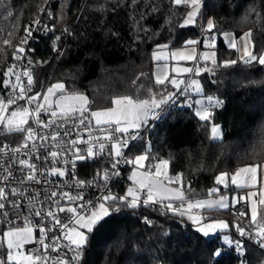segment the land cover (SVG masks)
Instances as JSON below:
<instances>
[{"label":"trees","instance_id":"obj_1","mask_svg":"<svg viewBox=\"0 0 264 264\" xmlns=\"http://www.w3.org/2000/svg\"><path fill=\"white\" fill-rule=\"evenodd\" d=\"M42 8L48 12L42 22L49 30L37 35L33 63H28L32 92L43 95L51 85L63 83L68 93L85 94L90 109L109 108L115 97L146 94L148 89L171 92L168 83L153 79V51L191 40L201 47L205 22L211 20L209 34L217 35L216 64H207L211 71L197 77L202 95L218 97L222 106L211 109V122L201 121L192 107L181 105L190 91L181 95L130 148L129 157L148 146L150 157L169 160L170 175L182 174L183 190L191 200L207 198L217 175L264 161V66L244 63L219 36L223 31L237 36L251 31V51L264 54V0H205L202 14L189 26L181 25L190 8L172 0H0V89L25 28L40 17ZM224 61L236 63L225 67ZM211 123L221 125V140L210 139ZM8 139L0 128V143ZM225 192L231 188H220ZM234 208L204 213L208 219L228 220L231 233L243 242V254L223 244L219 234L204 237L176 212L139 205L106 217L88 234L81 264H264V248L235 233L239 222L246 231L254 226L248 215L232 212ZM217 251L222 254L215 256Z\"/></svg>","mask_w":264,"mask_h":264},{"label":"snow or ice","instance_id":"obj_2","mask_svg":"<svg viewBox=\"0 0 264 264\" xmlns=\"http://www.w3.org/2000/svg\"><path fill=\"white\" fill-rule=\"evenodd\" d=\"M173 4L180 6L184 5L191 10L187 12L186 17L183 21V25H188L195 23L197 15L201 10V0H172ZM47 3V0H46ZM44 9H41L43 12ZM8 15L11 16L12 13L8 12ZM50 15V13H49ZM36 24H39L40 21L36 20ZM208 30L214 28V23L209 20L207 24ZM25 31L28 35L21 40V44H27L28 40L32 36V31L29 28H25ZM252 33L249 31L241 36L239 39L243 45V56L241 59L244 63L249 64L256 62L259 65L264 66V54H254L253 51L249 49V44H251ZM226 37L229 39L230 46L233 48L237 47L236 39L232 36L231 33L226 34ZM59 39V37H57ZM5 44L10 45V41L5 40ZM189 44H195L196 41H188ZM158 47H167L158 46ZM30 51H34L29 49ZM16 51L19 53H24L25 48L17 46ZM172 58H179L181 60L196 59V57L185 55L183 52H172ZM215 53L209 55H204L203 59L208 61L212 59V63L216 64L214 59ZM13 58L16 60L24 59L23 56L17 55L16 52L13 53ZM153 59L155 61H160L167 59L166 56L161 53L154 52ZM28 63L31 65L32 60H29ZM236 61H224L222 66H229V64H235ZM16 65H10L7 70L4 72L5 79L3 80V85L5 88H10L14 95L0 96V126L3 127L6 133H19L23 135V143L21 146L16 148H9L8 145H5L3 148H0V152H3L5 149L10 150L14 156L12 157L14 163H18L23 172L24 168H27L28 171L23 175V178L17 179L14 175L10 166L0 165V168H3V172L0 173V184H4V187H0V210L6 208V201L11 203L14 209L21 208V204H17L16 201H9V195L20 196L24 198L25 192L28 189L25 187L27 182H38L37 175H55V176H65L68 174L66 169L52 167L51 169H46L44 173H40L38 166L31 162L32 159H39L42 161H48L49 157L52 158V161L59 163L58 157L62 153H66L74 149L73 155L75 159L83 160L87 157L94 156V149L97 147L101 152L105 149V143L103 141H110V151L109 155H115L116 157H122L124 153L122 152L123 148L130 147V141H135L140 136V129L146 128L149 125L150 120L159 119L163 113V109L169 103H175L177 94L184 95L190 89L198 94H203V87L201 82L196 79L191 80H180L176 77L169 79L168 75H165L163 78L160 76L156 77V84L165 85L167 81L175 89L176 92H168L167 89L163 92H155L154 90L148 89L145 93L139 95H124L115 97L112 99V107L103 110L91 111L89 105L90 101L88 97L83 93L71 92L68 93L65 85L63 83H56L47 88L46 93L43 94L42 99L43 103H37L36 108L29 110L26 107H20L12 110L9 114V108L12 105H15L17 101L24 100L26 93L30 92L32 85L34 84V77L30 69H25L22 73L15 71ZM177 73H194L199 75L201 71H211L206 66L202 69L200 67L194 68H176ZM143 75V74H141ZM14 77V81L11 79ZM22 77H26V83L22 80ZM181 84L184 85V88L181 89ZM41 98L40 93L35 95L28 96L27 100L29 103L35 102ZM54 98V99H53ZM222 101L219 98L213 96H206L205 99H199L195 101L196 105H199L196 115L201 121H212L213 113L211 109L218 108L222 106ZM49 113L50 116L54 119L44 122L41 118V113ZM35 114V123L37 127H46L52 128L53 125H56L57 119L72 120L74 123L78 121L79 125L83 126L86 131L91 133L92 131V122L94 120L96 130L102 132L103 139L99 136L88 137V140L83 138L74 139L71 141H66L72 146V149L61 147V144L58 138L63 136H69V131L65 130L62 134L59 131H55L51 135V139L56 142L54 146L58 151H49L47 154L35 155L31 153L29 148V141H34V139L39 135L36 128H33L29 124V120ZM211 135L214 139H218L221 136V128L217 124H212L211 126ZM40 139H47V137L40 136ZM92 141V143H89ZM87 144L86 149H81L76 147L78 144ZM23 149H29L28 152H24L25 156H29V159H16L15 154H19ZM40 151V146H36V152ZM81 151H86L85 155H80ZM145 161H149L146 165ZM127 163H132L138 166L144 171H133L131 179L134 184L138 185L137 189L129 188L126 196H113L110 193H105L102 197H99L97 201L87 200L80 193H77L73 196L70 192H57L55 190L51 191L46 199L53 201L56 205V211H53L51 206L47 213L42 211L35 210V199L36 197L29 194L27 197L29 204L31 205L29 211L30 215L34 217H41V221L38 223H43V217H51L53 221V228L48 229L46 226L39 227V232L41 238L39 243L41 249H31L28 252L22 251L24 245L30 244L35 239L34 237V228L32 227V219L25 218L24 226H17L16 223L8 218V212L4 211L2 213L6 222L12 227L2 233L3 239H0V247H5L6 253L0 254V264H72L73 261H79L83 250L88 242L90 233H92L95 227L103 221L106 217L110 216L113 212H118L121 210V206H127L135 208L141 202L140 192H145L146 196L143 200L144 204L148 203H162L163 201H169L164 205L168 210L174 211L180 215H184L185 211H191L195 208H207L209 210L213 209H226L229 207L227 203V198L221 196L216 200H198L192 201L190 197L186 196L184 189V184L182 180V174H177L176 177L167 178L166 172H162V169H167L169 166V160L160 159L158 157H150L148 153L136 155L133 159L126 160ZM68 163V161H65ZM119 163V161H117ZM74 167V161H73ZM115 167V164L113 165ZM259 165L246 166L239 169L235 174L231 176V184L236 187H245V186H255L248 184V179L256 181L257 171ZM246 174V177L241 183V174ZM228 173H221L217 176L216 182L220 185L227 187V178ZM105 179L109 178L107 171L104 174ZM165 177L162 179L161 177ZM15 181L16 187H11L10 192L6 191L8 185ZM77 186L83 188L86 183L85 181L77 180ZM178 184V187L172 188L168 185ZM71 187V185H69ZM212 192H217L219 189H212ZM256 192L248 193V197H241L240 199H247L255 197ZM128 197H131L129 200ZM66 199L69 202V206L63 207L60 206V200ZM187 200V203L185 201ZM73 201H83V203L76 204L72 206ZM171 201H179V204L174 205ZM238 202V201H236ZM42 203V202H41ZM260 206H264V198L258 201ZM79 209V211H78ZM57 213H71L72 215L67 218V222L62 223ZM258 214L264 219V209H258L257 202L253 201L251 205V221L253 225H258L257 216ZM246 215V213L241 212V216ZM193 223L198 226V231L203 233L204 236H209L211 233L215 232L217 229H224L229 227V223L223 220H212V222L203 223L202 221L208 218L197 216L189 217ZM74 223L76 227H71L70 225ZM60 225L63 231V238L68 243L64 247L72 251L73 256L71 259H65L57 255L56 257L51 256V252H59L60 240L59 236L52 238L51 243H45L43 237L49 231H54L55 226ZM237 231L241 237H247L248 239L254 240L259 244L261 248H264V226H259L258 230L255 233V236L250 234V231H246L242 226H238ZM225 243L234 244L235 250L243 254L244 245L241 240L232 241L227 236L224 238ZM222 253L217 251L214 253L215 256H219ZM241 264H247L246 261H241Z\"/></svg>","mask_w":264,"mask_h":264},{"label":"built area","instance_id":"obj_3","mask_svg":"<svg viewBox=\"0 0 264 264\" xmlns=\"http://www.w3.org/2000/svg\"><path fill=\"white\" fill-rule=\"evenodd\" d=\"M48 2H54L55 0H47ZM205 0H203L204 3ZM202 3V6H203ZM200 14H202V7L200 10ZM48 12H41L40 17L36 18L32 24L30 25L29 29L32 31V36L28 40L27 44H21V47L25 48L24 53H17V55L23 56L24 59L16 60L14 59L13 63L11 65H16L15 71L18 73H22L25 69H30L31 67L28 64V61L30 60L31 55L34 51H30L29 49L34 50V43L37 41V35H44L48 33V28L46 24L43 21L44 17H47ZM39 20L40 23L36 24L35 21ZM202 31V26L200 28ZM28 33L25 31L21 40L24 39ZM32 71V70H31ZM5 79V76H4ZM14 81V77L11 78ZM22 80L26 83L27 78L22 77ZM185 80H190V75L187 76ZM184 88V85L181 86V89ZM190 91V90H189ZM188 91V92H189ZM176 92V91H175ZM173 92V93H175ZM14 95L12 93L10 88H5L2 84V87L0 89V96H7V95ZM36 93L32 92V89L30 92L26 93V97L24 100H19L15 105H12L9 108V112L16 108L20 107H26L29 108V110H33L36 108L37 103H43L42 95L41 98L38 99L35 102L29 103L27 100L28 96L35 95ZM181 95L177 94L175 103H169L166 105L163 109V113L160 116L163 117L172 107H174L178 99ZM41 118L44 122H48L51 119H54L50 116L49 113L42 112ZM159 118V119H160ZM159 119L156 120H150L149 125L146 128L140 129V136L135 141H130V147L129 148H123L122 152L124 155L122 157H116L114 154L109 155V145L110 141H103L105 143V149L103 152H101L97 147L94 149V156L93 157H87L86 151H81L80 155H85L86 158L83 160L75 159V156L73 155L74 149H72V146L68 143H65L66 141H71L78 138H83L84 140H88L89 135L91 136H99L101 139H103V133L96 130V126L94 122H92V131L89 133L84 129L83 126L79 125L78 121L73 122L72 120H64V119H57L56 125H53L52 128H46V127H37L35 123V114L33 113V117L29 120V124L37 129V132L39 135L34 139V141H29V148L31 149V153H34L35 155H41V154H47L49 151H58V149L54 146L56 142H54L51 139V135L55 131H59L61 134L67 130L69 131V136H63L61 135L58 140L61 144V147L72 149L66 153H62L59 157V163H56L55 161H52V158L49 157L48 161H42L39 159H32L31 162L35 163L40 173H44L46 169H51L52 167H58L62 169H66L68 171V174L65 176H55V175H44V174H38L37 175V181L38 182H27L25 184V187L28 189L27 192H25L24 198H21L20 196H12L9 195V201H16L17 204H21V208L14 209L9 202L6 203V208L3 210H0V239H3L2 233L6 230H8L12 225L8 224L3 217L2 213L4 211L8 212V218L13 220L17 226H24L25 218L32 219L33 224L32 227L34 228V237L32 243L24 245L22 251L28 252L31 249H41V245L38 242L41 238V234L39 232V227L46 226V228L51 229L53 228V221L51 217H47L46 215L43 217V223H38L41 221V217H34L33 215H30V207L29 201L27 197L29 194L36 197L34 203H35V210L36 211H42L43 213H47L49 210V207L51 206L53 211H56V205L53 201H50L46 199V196L53 190L59 192H70L73 196H75L77 193H80L84 196L85 201L92 200L97 201L99 197H102L105 193H110L113 196H126L128 189L134 188L137 189L138 186L133 185L129 181V173H130V163H127L126 160H129V151L130 148L136 144L141 137L143 136L144 132L149 130ZM0 128H3L0 126ZM4 133L9 137L7 141H4L0 143V148H3L5 145H8L9 148H16L21 146L23 143V135L19 133ZM40 136L47 137V139H40ZM89 143H92V141H89ZM36 146H40V151L36 152ZM76 147L83 149H86L88 147L87 144H78ZM29 149H23L19 154H15L16 159H29V156H25L24 152H28ZM14 154L8 150L5 149L3 152H0V165L10 166L14 175L17 177V179L23 178V175L27 173L28 169L24 168L23 172H21L20 168L21 166L18 163H14L12 157ZM65 161H68V163H65ZM73 161H74V167H73ZM119 161V163H117ZM115 164V167L113 165ZM86 167L87 169H85ZM90 168V170H89ZM107 171L109 178L105 179V172ZM3 172V168H0V173ZM77 180L79 181H85L89 182L86 183V185L81 188L77 186ZM71 185V187H69ZM4 184H0V187H4ZM16 182H11L8 187L6 188V191L10 192L11 187H16ZM140 199L141 202L138 204L143 205L149 208H154L157 210H160L162 213H170L174 211L168 210L164 205L169 203V201H163L162 203H148L144 204L143 200L145 199V192H140ZM130 200L131 197H128ZM42 202V203H41ZM174 205L179 204V201H171ZM83 203V201H73L72 206L76 204ZM60 206L66 207L69 206V202L66 199L60 200ZM126 208H132L127 206H121V210L118 212H113L111 215H118L120 214L124 209ZM79 211V209H78ZM232 212L240 211V212H246L245 205L240 204L234 209H231ZM196 213H199L198 211H195ZM59 218L61 219L62 223L67 222V218L71 216V213H57ZM110 215V216H111ZM243 223L239 222L237 223L238 226H242ZM71 227H76L74 223L70 225ZM243 227V226H242ZM244 228V227H243ZM236 234H239V232L235 231ZM256 228L253 227L250 231V234L255 236ZM59 236L60 240L58 243L60 244V251L59 252H51L52 257H56L57 255L64 257L65 259H71L73 256L72 251H70L68 248L64 247L68 242L64 240L63 238V231L60 225L55 226L54 231H49L47 234L43 237L45 243H51V240L53 237ZM251 240V239H250ZM254 242V240H251ZM6 253V245L5 247H0V254ZM83 253L79 259V261H73L72 264H81ZM49 264H51V261H49Z\"/></svg>","mask_w":264,"mask_h":264},{"label":"rangeland","instance_id":"obj_4","mask_svg":"<svg viewBox=\"0 0 264 264\" xmlns=\"http://www.w3.org/2000/svg\"><path fill=\"white\" fill-rule=\"evenodd\" d=\"M197 17H198V15H197ZM208 22H209V20L205 22V26H204L205 34H204L203 40L201 41V47H197L195 44H189L188 43L185 46L176 47V48H173L171 50H169V49H167L165 47H161V48H158L155 51H153V53L154 52H158V53H161L162 55L167 57V59H163V60H160V61H155L153 59V53H152V60L154 62V65H153V79H154V81L156 80L157 76H160L161 78H163L165 75H168L169 79H171L172 77H176L177 79L185 80L190 73H177L175 71L176 68H192L193 63L196 64L195 67H200V65H204V67H205L209 63L212 64V59H209L208 61H205L203 59L204 55H209L210 56L212 53H215V44H216V39H217L216 33H211V35L209 34V30L207 28ZM192 24H194V23H192ZM192 24H188V25H184V26H189V25H192ZM228 33H231L232 36L236 39V42H237V47L236 48H233V47L230 46L229 39L226 37V34H228ZM219 36H220V38H222L223 42L225 43V45L228 48L240 50V52L242 53V56H243V45H242V42L239 39L241 36H243L242 34L237 36V35H235L234 33L230 32V31H223V32H221L219 34ZM191 41H195V40H191ZM249 48H250V44H249ZM172 52H183L185 55L196 57V59L181 60L178 57L177 58H172L171 57V53ZM214 59H215V57H214ZM197 76L198 75H195L193 73V76L190 78V80L191 79L198 80ZM166 83H168V82L166 81ZM168 84L171 86V92H175L176 89L170 83H168ZM182 85L183 84H181V86ZM45 93H46V91L44 92V94ZM207 96H212V95H207ZM213 97H216V96H213ZM205 98H206V96H204L202 94H198V93H196V92H194V91H192L190 89V95L185 97L183 102H181V105L182 106L192 107V109H193V111H194V113L196 115V111H197L199 105H196L195 101L199 100V99H205ZM216 98H218V97H216ZM112 106L113 105L111 104L110 107H112ZM105 109H107V108H105ZM97 110H103V109H101V108L91 109V111H97ZM9 114H10V112H9ZM197 118L199 119L198 116H197ZM93 122H94V120H93ZM94 124H95V122H94ZM212 124L213 123H211V126H212ZM214 124L219 125L220 128H221V125L219 123H214ZM211 126H210V129H211ZM209 137H210V139L212 141H219V140L222 139V131H221L220 138L214 139L212 137V135H211V130H210ZM147 150H148V146H146V148L142 152H140L138 154H135V155H132V157L130 156L129 159H133L136 155L144 154V153L147 152ZM148 163L149 162L145 161L146 165ZM259 166L260 167H258L256 181H252L250 178L248 179V184L249 185H253L254 184L255 186H252V187H249V186L236 187V186L231 184V176L233 174H235L239 169L246 167V166H243V167H240V168L228 173L229 175H228V178H227V181H226V183L228 185L227 187H225L224 185H220V184H218L216 182V178L218 176L217 175L216 178H215V184L209 190L211 194L207 198L192 199V201L193 202L194 201H198V200H209V201H211V200L219 199L221 196L226 197L227 198V203L229 204V207L226 208V209L217 208V210H227L229 208H232V207L234 208V207H237L240 204H243V205H245V208L247 210V212H245V213H246V215H248V217H249V219L251 221V205H252L253 201L257 202L258 209H264V206H260L259 203H258V201L260 199L264 198V161ZM144 170L145 169H141L138 166L130 163L129 181L133 185H136V184H134L133 180L130 178L132 173H133V171L140 172V171H144ZM162 172H166L167 178H173L174 179L176 177V175L175 176L170 175L169 166L167 167V169H162ZM161 178L165 179V182H167L165 177L162 176ZM245 178H247L246 174L242 173L241 174V183H243ZM136 186H138V185H136ZM168 186L172 187V188H175V187H178L179 185L178 184H171V185H168ZM220 188H231V192L220 193ZM212 189H219V191L212 192L211 191ZM250 192H256L257 195L255 197H251V198H247V199H240L241 197H248V193H250ZM236 201H238V202H236ZM185 203H187V200L185 201ZM208 210L209 209H207V208H203L202 209V208H195L194 207L191 211L184 210L185 214L182 215V216L188 222H190L193 225V227L198 231V226L195 223H193V221L189 217L190 216L199 215L201 217L208 218L207 213H204V211H208ZM195 211H198L199 213H196ZM212 220H223V221L228 222V220H226L224 218L205 219L202 222L203 223H208V222H212ZM257 221H258V225H253L252 224L256 228V231L258 230L259 226H264V219H261V216L259 214L257 216ZM251 223H252V221H251ZM234 225L236 227V224H234ZM231 230H232V225L229 223V227L228 228L217 229V230H215V232H213L209 236H207V238L219 234L220 241L223 244L227 245V246H232L234 248V250H235L234 244L225 243V240H224V238L226 236L232 241L239 240L237 237H235L231 233ZM201 234L203 235V233H201ZM204 237H206V236H204ZM235 252L237 254H240L236 250H235Z\"/></svg>","mask_w":264,"mask_h":264},{"label":"crops","instance_id":"obj_5","mask_svg":"<svg viewBox=\"0 0 264 264\" xmlns=\"http://www.w3.org/2000/svg\"><path fill=\"white\" fill-rule=\"evenodd\" d=\"M202 3H203V0H201V7H202ZM199 15V14H198ZM197 18V17H196ZM245 33H248V32H244V33H242V35H244ZM161 48V47H160ZM166 48V47H165ZM251 48H252V44H250V50H251ZM169 50H171V49H169ZM238 51V53H239V56L240 57H242V53L240 52V50H237ZM194 64V63H193ZM192 67H193V65H192ZM183 102V101H182Z\"/></svg>","mask_w":264,"mask_h":264}]
</instances>
